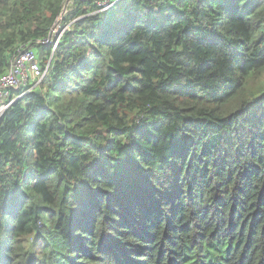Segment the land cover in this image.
<instances>
[{"label": "trees", "instance_id": "1", "mask_svg": "<svg viewBox=\"0 0 264 264\" xmlns=\"http://www.w3.org/2000/svg\"><path fill=\"white\" fill-rule=\"evenodd\" d=\"M0 0V264H264V0Z\"/></svg>", "mask_w": 264, "mask_h": 264}, {"label": "built area", "instance_id": "2", "mask_svg": "<svg viewBox=\"0 0 264 264\" xmlns=\"http://www.w3.org/2000/svg\"><path fill=\"white\" fill-rule=\"evenodd\" d=\"M85 1V0H84ZM118 0H99L96 1L100 11L112 8ZM73 3L68 0L59 16L58 20L51 29L48 38L36 41V46L51 47L55 51L64 33L69 26L63 25L64 18L72 11ZM49 65L42 69L38 54L30 47H22L14 57L11 67L6 74L0 76V119L11 105L9 98L20 91H27L31 84L41 82L47 75Z\"/></svg>", "mask_w": 264, "mask_h": 264}, {"label": "rangeland", "instance_id": "3", "mask_svg": "<svg viewBox=\"0 0 264 264\" xmlns=\"http://www.w3.org/2000/svg\"><path fill=\"white\" fill-rule=\"evenodd\" d=\"M248 89L251 92H254L255 94H260L264 92V80H255L253 77L251 78L249 82Z\"/></svg>", "mask_w": 264, "mask_h": 264}, {"label": "clouds", "instance_id": "4", "mask_svg": "<svg viewBox=\"0 0 264 264\" xmlns=\"http://www.w3.org/2000/svg\"><path fill=\"white\" fill-rule=\"evenodd\" d=\"M117 4V3H116Z\"/></svg>", "mask_w": 264, "mask_h": 264}]
</instances>
